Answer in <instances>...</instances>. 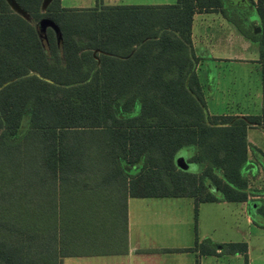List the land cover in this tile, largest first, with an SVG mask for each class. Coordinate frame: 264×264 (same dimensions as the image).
<instances>
[{"label":"trees","instance_id":"trees-1","mask_svg":"<svg viewBox=\"0 0 264 264\" xmlns=\"http://www.w3.org/2000/svg\"><path fill=\"white\" fill-rule=\"evenodd\" d=\"M16 1L28 18L0 0V264H61L90 250L104 222L75 217L102 183L136 197H192L195 208L250 197L246 166L257 163L249 160L247 129L264 126V111L210 115L190 50L196 10H218L257 38L221 0H97L92 8L51 0L44 11L43 0ZM143 8L155 16L115 21ZM256 8L263 19L264 0ZM43 17L58 25L60 44L49 27L44 41L39 36ZM177 156L192 168H178ZM218 248L247 259L246 242L204 239L185 250Z\"/></svg>","mask_w":264,"mask_h":264},{"label":"crops","instance_id":"crops-1","mask_svg":"<svg viewBox=\"0 0 264 264\" xmlns=\"http://www.w3.org/2000/svg\"><path fill=\"white\" fill-rule=\"evenodd\" d=\"M119 1L121 0H102V4L147 5L123 4ZM221 1L223 7L238 18L257 38L244 35L218 10H196L193 13L190 50L197 60L194 62V71L201 86L206 110L210 115L220 116L260 115L264 111V18L261 19L257 12V0H237L236 4L240 7L237 13L229 9L231 0ZM164 2L155 5L174 4L176 0ZM249 65H252L253 70ZM223 69L230 70L229 74L224 76ZM250 77H252L253 89L255 88L253 110H261L258 114L252 113V109L248 106L231 107V104L232 106L237 104L238 96H247L248 91L251 93L253 90L250 86L245 91L241 85L236 87L237 82L243 84V81H248ZM257 127L264 133V126ZM250 128L247 130L249 131ZM248 131L249 160L257 164L249 163L246 170L257 166L255 169L258 174L253 175L255 173L253 172L248 176H250L249 187L252 186L250 182H255L258 187V190L252 191L262 194L252 197L259 199L264 197V151L249 139ZM86 198L88 200L82 203L81 214L75 218L104 222V228L91 244L90 250L82 251L78 255L64 256L61 264H169L170 261L180 264L178 256L171 254L173 252L165 251L169 246H178L181 249L176 251L193 255L194 258L189 256L188 264H219V260L223 261L220 264H235V262L251 264L248 257L249 248L246 261L241 253L222 254L219 248L216 254L185 250L204 239H210L218 244L228 243L217 242L208 234L196 235L189 245L176 242L177 234L183 235V233L179 232V222L173 220L177 215L170 214V209L167 207L176 203H185L189 209H193L195 204L192 197H136L131 196L122 186L109 182L96 186V191L87 194ZM189 198L192 202L184 200ZM171 199L176 200L173 202ZM224 203H241L247 223H253L252 214L257 201L253 198L251 200L250 197L243 202H200L197 214L198 211L200 214L202 209H211L212 205Z\"/></svg>","mask_w":264,"mask_h":264},{"label":"rangeland","instance_id":"rangeland-1","mask_svg":"<svg viewBox=\"0 0 264 264\" xmlns=\"http://www.w3.org/2000/svg\"><path fill=\"white\" fill-rule=\"evenodd\" d=\"M164 1L167 0H121L120 3H129V4H149L155 5L160 3H165ZM237 0L229 1V9L231 12L237 13V10L240 8L236 4ZM96 4V0H61V5L67 8H92L94 6L98 7ZM42 10H45V7H42ZM156 11L151 8H143L136 11H129V12H121L116 14L120 20H115L121 24H124V19H128L129 23L138 22L141 17L144 19H149L155 16ZM28 18L26 13L21 12ZM152 21V20H149ZM37 25V24H36ZM39 32V31H38ZM44 41L43 36L41 37ZM45 43V42H44ZM60 44V43H58ZM96 54V51H94ZM250 69L253 70L252 65H249ZM230 70L223 69L222 73L224 76L228 75ZM253 82L252 77L248 78L247 80L243 81V84L238 83L236 87L242 86L245 89L250 86L253 89ZM255 87V86H254ZM255 89V88H254ZM254 89L248 91L247 96L240 95L238 96V102L232 108H237L238 105L240 107H250L252 109V113H259L261 110H253L254 107ZM241 100V102H240ZM257 102V101H256ZM248 131V130H247ZM249 139L263 149L264 151V133L261 128L259 127H251L248 131ZM257 156V155H256ZM255 156V157H256ZM257 158V157H256ZM259 159V157L257 158ZM260 160V159H259ZM190 168L192 166L190 165ZM248 172L251 173L255 172L253 175H257L258 172L256 169H251ZM250 177V176H249ZM250 190H258V187L255 185V182L252 183ZM255 186V187H254ZM250 194V199L252 200H261L260 198H254L252 196H261V193L248 191ZM184 199L189 200L192 202V199ZM173 202L176 199H171ZM180 200V199H179ZM180 202V201H178ZM243 205L241 203H224L221 205H212L211 209H202L201 213L197 214V208L195 205L193 209H189V207L185 203H176L168 206L167 208L170 209V214H175L177 217L173 220H177L179 223L178 228L179 232L183 233L177 234L176 242L181 245H189L192 243V239L196 235L201 234H208L211 235L214 240L217 242H246L249 248V260L251 264H264V219L258 221V224L254 223H247L246 220V213L242 209ZM262 218V217H261ZM203 239V238H202ZM100 246V245H98ZM178 246H169L165 251L166 252H173L174 256L179 257L180 264H188L189 263V256H193L191 254H185L183 252L176 251ZM179 254V255H177ZM194 258V256H193ZM234 260V259H233ZM235 262V261H234ZM218 263H223V261L219 260ZM169 264H177L175 261H170ZM236 264V262H235Z\"/></svg>","mask_w":264,"mask_h":264},{"label":"water","instance_id":"water-1","mask_svg":"<svg viewBox=\"0 0 264 264\" xmlns=\"http://www.w3.org/2000/svg\"><path fill=\"white\" fill-rule=\"evenodd\" d=\"M8 5L10 6V3L9 1L10 0H5ZM16 6L18 8H20V10L25 13V11L19 6V4L17 3L16 0H12ZM51 0H43L42 1V7H45L50 3ZM12 8V6H10ZM13 9V8H12ZM14 10V9H13ZM15 12H17L16 10H14ZM23 16H25L24 14H22L21 12H17ZM26 17V16H25ZM51 28L55 34H56V38H57V42L60 43V40H61V34H60V29L58 27V25L55 23L54 20H52L51 18H48V17H43L41 18L37 25H36V28L37 30L39 31V36L42 37L45 39V32H46V29L47 28ZM30 74H33V72H31ZM176 165L178 168L182 169V170H187L189 168V163L186 162L185 158L183 156H178L176 158Z\"/></svg>","mask_w":264,"mask_h":264},{"label":"bare ground","instance_id":"bare-ground-1","mask_svg":"<svg viewBox=\"0 0 264 264\" xmlns=\"http://www.w3.org/2000/svg\"><path fill=\"white\" fill-rule=\"evenodd\" d=\"M9 3H10V6H12L17 12H22V11L20 10V8H18V7L16 6V4H15L12 0H10Z\"/></svg>","mask_w":264,"mask_h":264}]
</instances>
